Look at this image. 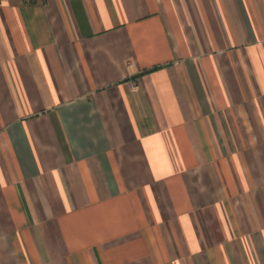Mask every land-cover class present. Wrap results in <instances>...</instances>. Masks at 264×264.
<instances>
[{
  "label": "crops",
  "instance_id": "1",
  "mask_svg": "<svg viewBox=\"0 0 264 264\" xmlns=\"http://www.w3.org/2000/svg\"><path fill=\"white\" fill-rule=\"evenodd\" d=\"M0 264H264V0H0Z\"/></svg>",
  "mask_w": 264,
  "mask_h": 264
}]
</instances>
